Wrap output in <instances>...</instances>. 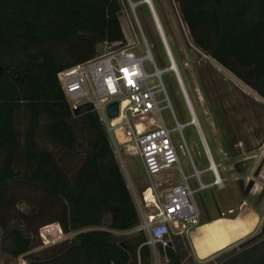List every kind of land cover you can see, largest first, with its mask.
<instances>
[{"label":"trees","instance_id":"trees-1","mask_svg":"<svg viewBox=\"0 0 264 264\" xmlns=\"http://www.w3.org/2000/svg\"><path fill=\"white\" fill-rule=\"evenodd\" d=\"M176 3L192 45L264 99V0ZM120 10L119 0H0V228L12 259L153 264L141 230L113 234L139 227L137 208L97 114L73 116L57 79L104 45H126ZM53 223L88 231L30 253ZM167 242L156 245L159 261H190L189 238ZM222 255L219 264H264V227Z\"/></svg>","mask_w":264,"mask_h":264},{"label":"rangeland","instance_id":"rangeland-1","mask_svg":"<svg viewBox=\"0 0 264 264\" xmlns=\"http://www.w3.org/2000/svg\"><path fill=\"white\" fill-rule=\"evenodd\" d=\"M130 1L138 3L134 8L135 16L130 9ZM150 1L192 106L198 128L189 124L191 115L175 76L171 70H166L161 75V83L167 102L160 103V116L164 126L172 130L171 140L179 164L149 179L140 158L129 151L120 131L117 140L108 133L111 147L137 208L138 201L144 206L142 194L150 185L160 200L171 187L180 184L183 176L189 177L188 183L193 190L197 189L195 169L202 172L200 179L204 185L212 182L213 176L208 170L209 160L199 137L201 132L222 184L206 187L194 193V203L198 212L197 223L223 215L236 214L242 203L254 207L260 218L259 225L252 235L202 261L197 259L193 249L190 248L188 255L190 261L184 262V264H219L224 252L258 234L264 227V99L192 45L176 0ZM119 2L121 10L118 17L126 45L135 43L137 38L138 52L141 54L145 52L139 26L157 68L166 69L169 62L147 5L142 3V0H119ZM113 46L115 45H104L103 53L113 50ZM148 71L151 73L152 68L148 67ZM158 96L160 99L165 97L161 93ZM141 123L146 128H151L159 122L156 117L152 119L145 117ZM177 124L184 125L181 131ZM21 192L24 198L32 197L30 192L23 190ZM143 208L147 213L150 212L149 208ZM19 209L21 212H26L28 207L26 204H19ZM197 223L192 224L188 229L183 228L181 224L178 230L171 226L170 230L171 233L180 232L183 237L189 238V233L198 225ZM46 226L49 230L46 239L50 244L43 245L38 235L41 246L30 253L36 254L48 246L71 239L77 233L88 231L86 229L65 234L55 223ZM113 234L127 233L113 232ZM8 246V236L0 228V264H26L25 255L12 259L7 252ZM152 261L153 264H164L159 261L156 254Z\"/></svg>","mask_w":264,"mask_h":264},{"label":"built area","instance_id":"built-area-1","mask_svg":"<svg viewBox=\"0 0 264 264\" xmlns=\"http://www.w3.org/2000/svg\"><path fill=\"white\" fill-rule=\"evenodd\" d=\"M151 4L150 1L147 7L169 62L166 69L157 68L149 45L138 26L145 51L143 54L137 50L139 43L135 37V43L130 46L117 47L57 74L60 88L71 113L81 105L91 104L92 111L97 114L107 133L114 137L113 139L117 140L118 132H121L124 143L128 145L131 153L140 158L149 179L179 164L175 146L171 140L172 130H168L164 126L160 116V103L167 102L161 83V75L164 71L171 70L173 72L191 119L194 115L162 27ZM129 5L134 15V8L138 3L130 1ZM148 67L152 68L151 73L148 71ZM160 93L165 96L163 99L159 98ZM114 102L118 104V115L111 120L108 118L107 108ZM151 116L156 117L159 123L155 127L146 128L142 125L141 120L145 117L152 119ZM189 124L198 127L197 123L189 122ZM183 126L177 124L179 131ZM199 137L209 160L211 170H208L212 173V182L209 185H204L200 179L202 172L195 169L194 176L198 181L197 189L193 190L188 183L189 177L183 176L180 184L171 187L161 200L150 185L142 194L144 206L141 202H137V211L140 217L139 230L146 235V244L151 247L153 254L156 253L157 244H161L163 247L169 245L167 238L170 235H181L180 232L171 233V226L178 230L181 224L183 228L188 229L192 224L197 223L198 212L194 203V193L206 187L221 186L222 184V179L218 175L217 167L212 160L204 137L202 138L200 135ZM143 207L149 208L150 212L147 213ZM48 231V226L39 230L38 235L43 245L50 244L46 239Z\"/></svg>","mask_w":264,"mask_h":264},{"label":"bare ground","instance_id":"bare-ground-1","mask_svg":"<svg viewBox=\"0 0 264 264\" xmlns=\"http://www.w3.org/2000/svg\"><path fill=\"white\" fill-rule=\"evenodd\" d=\"M142 3L148 5L143 0ZM259 221L258 214L249 204L242 203L232 218L221 217L204 225L195 226L189 233L195 256L200 261L206 260L235 242L243 240L257 229Z\"/></svg>","mask_w":264,"mask_h":264},{"label":"water","instance_id":"water-1","mask_svg":"<svg viewBox=\"0 0 264 264\" xmlns=\"http://www.w3.org/2000/svg\"><path fill=\"white\" fill-rule=\"evenodd\" d=\"M143 2L150 3V0H143ZM92 109H93V107L91 104H84V105H81V106L77 107L76 109H74L72 111V115L73 116H80L82 114H85L87 112L92 111ZM107 114H108V118L111 120L115 119L117 117V115H118V104L116 102H114L108 106ZM190 123H197V125H198V122H197L196 117L194 115H193ZM199 135L203 138L201 132H199Z\"/></svg>","mask_w":264,"mask_h":264},{"label":"crops","instance_id":"crops-1","mask_svg":"<svg viewBox=\"0 0 264 264\" xmlns=\"http://www.w3.org/2000/svg\"><path fill=\"white\" fill-rule=\"evenodd\" d=\"M207 145V144H206ZM250 205V204H249ZM256 213L258 212V211H256V209L254 208V207H251ZM259 214V213H258ZM235 214H232V215H229V216H226V215H223V216H220V217H216V218H213V219H211V220H205V221H202V222H200V223H198V225H204V224H206V223H209V222H211V221H213V220H215V219H218V218H221V217H224V218H232L233 216H234ZM259 216V215H258ZM139 230V228L137 229H133L132 231H130V232H125V233H127V234H131V233H134V232H136V231H138ZM254 233V232H253ZM252 233V234H253ZM251 234V235H252ZM236 243V242H235Z\"/></svg>","mask_w":264,"mask_h":264}]
</instances>
